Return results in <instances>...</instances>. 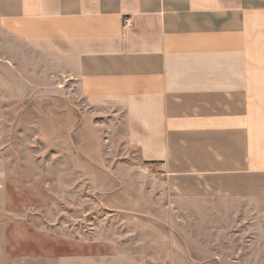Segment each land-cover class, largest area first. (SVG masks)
I'll list each match as a JSON object with an SVG mask.
<instances>
[{
  "label": "rangeland",
  "instance_id": "obj_1",
  "mask_svg": "<svg viewBox=\"0 0 264 264\" xmlns=\"http://www.w3.org/2000/svg\"><path fill=\"white\" fill-rule=\"evenodd\" d=\"M172 179L123 119L0 29V233L27 264H264V191ZM263 199V201H262Z\"/></svg>",
  "mask_w": 264,
  "mask_h": 264
},
{
  "label": "crops",
  "instance_id": "obj_2",
  "mask_svg": "<svg viewBox=\"0 0 264 264\" xmlns=\"http://www.w3.org/2000/svg\"><path fill=\"white\" fill-rule=\"evenodd\" d=\"M0 29L119 114L144 163L262 198L264 0H0Z\"/></svg>",
  "mask_w": 264,
  "mask_h": 264
},
{
  "label": "built area",
  "instance_id": "obj_3",
  "mask_svg": "<svg viewBox=\"0 0 264 264\" xmlns=\"http://www.w3.org/2000/svg\"><path fill=\"white\" fill-rule=\"evenodd\" d=\"M128 25H129V21L125 20V26H128Z\"/></svg>",
  "mask_w": 264,
  "mask_h": 264
}]
</instances>
